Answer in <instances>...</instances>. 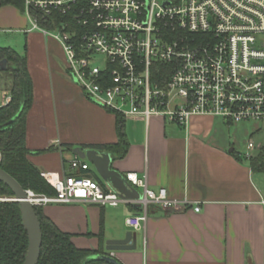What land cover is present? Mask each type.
Returning a JSON list of instances; mask_svg holds the SVG:
<instances>
[{"label":"crops","instance_id":"obj_1","mask_svg":"<svg viewBox=\"0 0 264 264\" xmlns=\"http://www.w3.org/2000/svg\"><path fill=\"white\" fill-rule=\"evenodd\" d=\"M29 28L23 11L0 7V34L7 36L2 42L8 47L20 40V50L10 47L25 55L32 82L25 123L30 163L41 173L68 176L74 149L110 153L111 169L122 178L130 172L144 174L150 189H166L170 198L186 202L179 210L151 207L143 230L136 232V249L109 255L119 264H264V207L259 203L264 188L245 159H237L212 137L218 122L228 124L218 117L196 116L184 129L160 117L145 121L120 115L125 154L118 158L115 151L99 150L117 142L115 113L88 100L70 81L55 39ZM89 165V173L102 184ZM41 208L72 235L77 248L103 251L107 240L131 231L125 218L135 213L129 205L118 211L84 202Z\"/></svg>","mask_w":264,"mask_h":264},{"label":"built area","instance_id":"obj_2","mask_svg":"<svg viewBox=\"0 0 264 264\" xmlns=\"http://www.w3.org/2000/svg\"><path fill=\"white\" fill-rule=\"evenodd\" d=\"M24 0L29 31L55 39L65 56L66 75L94 104L124 118L160 117L186 129L196 116L226 124L264 122V0ZM75 13L67 23L42 27L57 12ZM97 56L103 59L99 61ZM11 101L4 90L0 107ZM247 148L254 149L251 141ZM246 156L245 158H249ZM72 174L41 173L54 196L24 190L33 207L89 203L138 206L125 218L131 231L143 230L151 207L179 210L185 201L166 189L148 187L146 175L126 173L124 181L141 193L122 198L100 184L77 155ZM13 201L0 197V202ZM264 207V193L260 195ZM195 207L194 211L199 212Z\"/></svg>","mask_w":264,"mask_h":264},{"label":"trees","instance_id":"obj_3","mask_svg":"<svg viewBox=\"0 0 264 264\" xmlns=\"http://www.w3.org/2000/svg\"><path fill=\"white\" fill-rule=\"evenodd\" d=\"M87 0H80L83 5ZM13 6L24 10V0H0V7ZM62 15L54 12L43 18L37 13L39 24L47 29H55L61 23H67L66 30L76 28L75 13ZM7 61V69L3 74L9 76L6 91L11 101L0 107V168L10 175L24 190L36 194L54 196L55 192L41 177L38 168L30 163L29 150L25 146L26 114L32 101V82L26 67L24 54H19L11 47L0 46V61ZM112 112V111H111ZM114 113V112H113ZM117 142L114 145L97 147L107 152H117L122 158L126 152V136L124 120L115 113ZM85 148V147H83ZM232 154L239 159L238 155ZM254 172L264 173V144L254 156L244 158ZM0 197L12 198L13 194L7 186L0 182ZM135 213L140 212L131 206ZM40 222L42 241L37 264H110L96 257L109 256L101 247L97 250L77 248L72 242V235L61 231L48 217L41 207H34ZM103 231L98 236L102 240ZM27 233L23 227L19 205L13 201L0 202V264H22L27 250ZM119 264V263H118Z\"/></svg>","mask_w":264,"mask_h":264},{"label":"water","instance_id":"obj_4","mask_svg":"<svg viewBox=\"0 0 264 264\" xmlns=\"http://www.w3.org/2000/svg\"><path fill=\"white\" fill-rule=\"evenodd\" d=\"M7 61H0V73L6 71ZM233 150L230 149L231 153ZM74 154L80 159L87 160L93 167L94 172L100 180L110 185L122 198L139 199L141 193L130 187L122 176L115 170L111 169L112 155L110 153L98 152L96 150H85L83 148L74 149ZM93 178V174L87 175ZM0 182L9 188L12 192L13 202L19 205L23 227L27 233V250L22 264H37L42 241L40 222L35 213L34 207L27 201L24 189L5 171L0 168ZM139 209L138 206H135ZM137 244V233L127 231L123 238L110 239L105 242L107 252L117 251H134ZM96 259L105 260L110 264H118L111 256L96 257Z\"/></svg>","mask_w":264,"mask_h":264},{"label":"rangeland","instance_id":"obj_5","mask_svg":"<svg viewBox=\"0 0 264 264\" xmlns=\"http://www.w3.org/2000/svg\"><path fill=\"white\" fill-rule=\"evenodd\" d=\"M11 36V35H9ZM6 34H0V46L6 47L4 42ZM12 48L20 50V40L15 38ZM8 46V47H10ZM99 61H102L101 56H97ZM9 76L0 73V96L2 92L9 86ZM212 137L216 138L223 146H227L228 151L232 149L235 154L242 157L254 156L258 152L261 145L264 144V122H238L232 125H224L222 122H218V125L214 127ZM251 141L254 145V149L249 150L247 148L248 142ZM259 185L264 188V173L254 172ZM118 211L123 209V205H119Z\"/></svg>","mask_w":264,"mask_h":264},{"label":"flooded vegetation","instance_id":"obj_6","mask_svg":"<svg viewBox=\"0 0 264 264\" xmlns=\"http://www.w3.org/2000/svg\"><path fill=\"white\" fill-rule=\"evenodd\" d=\"M94 176V175H93ZM95 177H97L96 175H95Z\"/></svg>","mask_w":264,"mask_h":264}]
</instances>
